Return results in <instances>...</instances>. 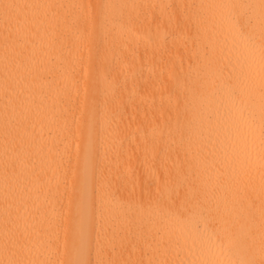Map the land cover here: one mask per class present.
I'll list each match as a JSON object with an SVG mask.
<instances>
[{"label": "bare ground", "instance_id": "6f19581e", "mask_svg": "<svg viewBox=\"0 0 264 264\" xmlns=\"http://www.w3.org/2000/svg\"><path fill=\"white\" fill-rule=\"evenodd\" d=\"M260 14V0H0V264H262Z\"/></svg>", "mask_w": 264, "mask_h": 264}, {"label": "snow or ice", "instance_id": "6c2138e0", "mask_svg": "<svg viewBox=\"0 0 264 264\" xmlns=\"http://www.w3.org/2000/svg\"><path fill=\"white\" fill-rule=\"evenodd\" d=\"M103 7H107L108 5H102ZM224 7L228 8L229 10H236L240 8H249L253 7L252 5L246 4H235V3H226L223 5ZM5 7H11V5H6ZM81 7H88L82 5ZM260 9L261 14L258 20V28H259V36H260V43H261V51L264 53V0H260ZM233 27L235 28L239 39L249 46H255V34L257 29V24L253 23L250 18L240 17L239 15L233 16ZM260 91H261V124L264 127V74L261 76L260 81ZM234 95L236 99H240V93L238 91H234ZM242 102V101H241ZM241 115L244 116L245 113L241 111ZM248 119H252V114H247ZM111 191L107 193V195H111ZM264 215V212H262ZM227 229H225V233L216 232L215 230L210 231V235L215 237L216 244L218 247H223L225 245V234ZM262 233H264V223H262ZM264 251V249H262ZM8 264H19V262H12L9 261ZM100 264H105V262L101 261ZM264 264V262H262Z\"/></svg>", "mask_w": 264, "mask_h": 264}, {"label": "rangeland", "instance_id": "374dc122", "mask_svg": "<svg viewBox=\"0 0 264 264\" xmlns=\"http://www.w3.org/2000/svg\"><path fill=\"white\" fill-rule=\"evenodd\" d=\"M87 1H91L92 3L95 2V0H87ZM99 19H100V14H91V20L93 21V23L95 24H99ZM99 47L97 42H94L91 49L92 50H97ZM97 70V63L94 64L92 66H90L87 71H85L84 68H81V72L78 74V76L76 77L77 80V86H78V93H79V98L78 100L75 102L76 107L79 106L80 102H81V96H82V90L83 89H88V82H90L91 80V76L94 75V73H96ZM147 74V72H145ZM146 76V75H145ZM142 77L143 78H145ZM137 91L140 93L142 92V85L138 84V86L136 87ZM76 112V111H75ZM78 113V111H77Z\"/></svg>", "mask_w": 264, "mask_h": 264}]
</instances>
